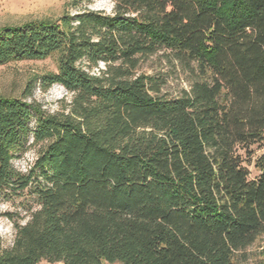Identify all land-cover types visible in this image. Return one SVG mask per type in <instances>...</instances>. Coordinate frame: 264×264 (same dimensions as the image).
Instances as JSON below:
<instances>
[{
    "label": "trees",
    "instance_id": "16d2710c",
    "mask_svg": "<svg viewBox=\"0 0 264 264\" xmlns=\"http://www.w3.org/2000/svg\"><path fill=\"white\" fill-rule=\"evenodd\" d=\"M112 1L0 29V64L58 52L39 87L72 95L57 112L28 100L36 84L0 96L15 227L0 264H264L247 251L264 236V152L256 177L243 155L264 141V0ZM162 49L193 74L179 96L138 70Z\"/></svg>",
    "mask_w": 264,
    "mask_h": 264
},
{
    "label": "rangeland",
    "instance_id": "374dc122",
    "mask_svg": "<svg viewBox=\"0 0 264 264\" xmlns=\"http://www.w3.org/2000/svg\"><path fill=\"white\" fill-rule=\"evenodd\" d=\"M102 9L112 12L114 3L112 0H0V29L6 26H17L30 21L58 20L66 13H75L78 7ZM59 53H52L41 60H11L0 64V96L20 97L29 84H36L29 101H36L50 112L66 109L71 100V93L60 84H54L47 91L39 87L41 76L58 71ZM139 72L152 75L164 81L162 92L170 97L179 96L183 90H189L193 83V74L190 70L170 54L169 50L162 49L155 54L145 57L140 62ZM264 152V141L250 147L249 153L243 155L247 158L251 177H256L259 170L255 166V160ZM36 150L31 149L21 159L16 160L17 166L22 169L34 161ZM6 204L5 209L18 211V218L26 216V210L20 204ZM24 221V219H21ZM15 234L12 220L6 217L0 218V236L11 244ZM264 249V236L259 237L247 251L251 263H254ZM40 264H63L62 262H50L42 260ZM104 264H122L120 261Z\"/></svg>",
    "mask_w": 264,
    "mask_h": 264
}]
</instances>
